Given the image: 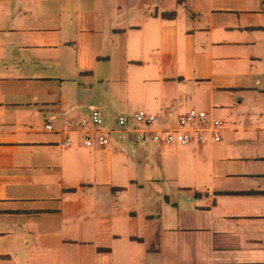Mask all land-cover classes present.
Masks as SVG:
<instances>
[{
    "label": "crops",
    "instance_id": "0c3cea01",
    "mask_svg": "<svg viewBox=\"0 0 264 264\" xmlns=\"http://www.w3.org/2000/svg\"><path fill=\"white\" fill-rule=\"evenodd\" d=\"M94 109L224 126L88 147ZM0 264H264V0H0Z\"/></svg>",
    "mask_w": 264,
    "mask_h": 264
},
{
    "label": "built area",
    "instance_id": "2783aa9c",
    "mask_svg": "<svg viewBox=\"0 0 264 264\" xmlns=\"http://www.w3.org/2000/svg\"><path fill=\"white\" fill-rule=\"evenodd\" d=\"M177 126L164 129L156 128L157 118L145 112L132 116L119 117L113 126H108L103 113L94 109L89 119L77 124L67 122L68 130L84 135L85 145L88 147H106L112 138L130 139L144 145H188L192 142L204 144L209 141H220V131L223 129L221 120L211 118L206 112L191 110L177 114ZM47 130H53L48 125ZM70 143V139L66 140Z\"/></svg>",
    "mask_w": 264,
    "mask_h": 264
},
{
    "label": "rangeland",
    "instance_id": "374dc122",
    "mask_svg": "<svg viewBox=\"0 0 264 264\" xmlns=\"http://www.w3.org/2000/svg\"><path fill=\"white\" fill-rule=\"evenodd\" d=\"M120 115H124V114H120ZM133 115V114H132ZM132 115H130V116H132Z\"/></svg>",
    "mask_w": 264,
    "mask_h": 264
}]
</instances>
